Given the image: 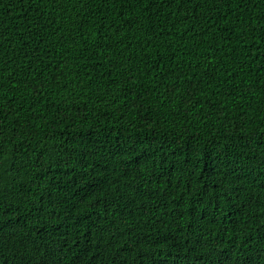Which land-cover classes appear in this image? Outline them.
<instances>
[{
	"label": "trees",
	"instance_id": "1",
	"mask_svg": "<svg viewBox=\"0 0 264 264\" xmlns=\"http://www.w3.org/2000/svg\"><path fill=\"white\" fill-rule=\"evenodd\" d=\"M0 260L264 264V0H0Z\"/></svg>",
	"mask_w": 264,
	"mask_h": 264
},
{
	"label": "snow or ice",
	"instance_id": "2",
	"mask_svg": "<svg viewBox=\"0 0 264 264\" xmlns=\"http://www.w3.org/2000/svg\"><path fill=\"white\" fill-rule=\"evenodd\" d=\"M0 264H5V261H3V260H0Z\"/></svg>",
	"mask_w": 264,
	"mask_h": 264
}]
</instances>
